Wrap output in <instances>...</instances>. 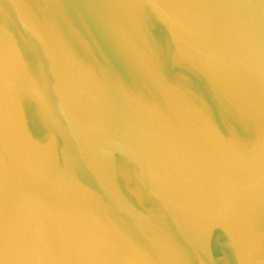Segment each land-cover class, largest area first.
I'll list each match as a JSON object with an SVG mask.
<instances>
[{"label":"water","instance_id":"95a60500","mask_svg":"<svg viewBox=\"0 0 264 264\" xmlns=\"http://www.w3.org/2000/svg\"><path fill=\"white\" fill-rule=\"evenodd\" d=\"M0 264H264V0H0Z\"/></svg>","mask_w":264,"mask_h":264}]
</instances>
